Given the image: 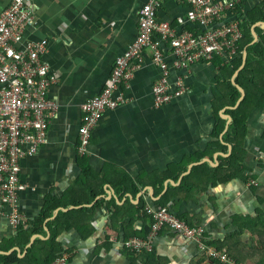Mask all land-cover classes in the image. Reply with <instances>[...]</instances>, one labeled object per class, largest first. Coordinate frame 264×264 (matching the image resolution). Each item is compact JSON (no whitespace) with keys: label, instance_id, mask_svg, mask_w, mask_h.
<instances>
[{"label":"crops","instance_id":"obj_1","mask_svg":"<svg viewBox=\"0 0 264 264\" xmlns=\"http://www.w3.org/2000/svg\"><path fill=\"white\" fill-rule=\"evenodd\" d=\"M147 1L32 0L34 20L25 39L47 40L41 60L58 82L47 92L53 116L45 141L36 155L21 162L27 188L19 204L27 223L20 225L31 228L47 214L30 244L56 233L58 257L65 256L67 264H193L205 259L196 243L167 229L154 239L152 254L136 256L123 247L126 239L146 237L151 223L144 213L147 205L165 207L202 227L207 243L226 250L239 264H264V107L245 111L239 131H230L228 112L246 96L235 82L247 62L244 51L235 72L234 61L221 64L219 57L173 70V98L155 108L152 90L160 71L147 49L141 69L121 90L127 101L104 112L89 154H78L81 107L103 91L116 58L137 38L139 11ZM258 1L243 0L245 11ZM10 3L0 0V12ZM188 9L186 0H166L158 18L177 26ZM180 80L184 89L176 95ZM227 80L244 90L234 106L222 97ZM8 213L0 201V244L16 234ZM55 217L56 225L50 223ZM30 244L23 255L13 250L24 258Z\"/></svg>","mask_w":264,"mask_h":264},{"label":"built area","instance_id":"obj_2","mask_svg":"<svg viewBox=\"0 0 264 264\" xmlns=\"http://www.w3.org/2000/svg\"><path fill=\"white\" fill-rule=\"evenodd\" d=\"M165 1L148 0L143 5L139 11L137 38L123 55L116 58L103 91L82 105L79 155L89 154L92 133L104 112L127 101L121 90L129 86L136 71L141 69L147 49L152 63L160 71L152 90L155 108L170 103L173 98L169 91L173 70L188 69L193 64L209 62L216 57L230 63L238 56L243 34L234 10L240 0H186L189 9L177 18V26L158 18ZM33 20L32 0H11L10 5L0 12V201L8 208L15 230L20 224L27 223L19 204V195L27 188L20 177L21 162L36 155L45 141L53 116L47 92L58 82L48 63L41 60L47 52V40L25 39ZM166 47L170 53L165 51ZM178 86L180 90L176 95L183 91V81L180 80ZM144 213L151 219L148 233L144 238L124 240L123 247L128 252L136 256L152 254L154 239L167 229L196 243L205 259L221 264H239L226 250L210 246L202 227L191 226L172 210L147 205ZM51 264H67V259L61 256Z\"/></svg>","mask_w":264,"mask_h":264},{"label":"trees","instance_id":"obj_3","mask_svg":"<svg viewBox=\"0 0 264 264\" xmlns=\"http://www.w3.org/2000/svg\"><path fill=\"white\" fill-rule=\"evenodd\" d=\"M242 2L243 0H240L234 10L235 19L240 21V29L243 34V38L239 42V54L233 62L234 72L242 65V52L245 47L254 39L253 26L256 23L264 22V0H259L254 7L247 11H245ZM255 30L258 34V41L248 47L247 62L235 78V82L246 90V96L237 109L228 111L233 117L230 131L236 129L239 131L244 126L245 111L252 113L254 110L264 107V25L256 27ZM219 60L221 64L224 63L222 59L219 58ZM240 96L241 93L237 86L232 81L227 80L226 87L222 90V97L226 100V103L234 106ZM46 216L47 214L42 213L38 219L32 222L31 228L20 225L11 240L0 244V253H9L11 250L18 248L22 252L21 255H23L31 242L32 236L39 234L42 219ZM57 222L58 218L55 217L50 223L56 225ZM55 236L56 233L46 241L36 239L34 244L27 250L24 258H20L17 252L10 255H0V264H51L61 254L59 244L54 241ZM53 243L54 248H52ZM205 261V259H201L193 264H205ZM214 264L221 263L214 262Z\"/></svg>","mask_w":264,"mask_h":264},{"label":"water","instance_id":"obj_4","mask_svg":"<svg viewBox=\"0 0 264 264\" xmlns=\"http://www.w3.org/2000/svg\"><path fill=\"white\" fill-rule=\"evenodd\" d=\"M263 25H264V22H259V23H256V24L253 26L252 34H253L254 39H253V41H252L249 45H247V46L245 47V49H244V52H243V60H244V63H245V60H246V57H247L248 47L251 46V45H253V44H255V43L258 41V34H257L255 28L258 27V26H263ZM239 89H240V91L242 92V95H244V90H243L241 87H239ZM31 243H33V239H32V241H31ZM30 246H31V244H30ZM15 251H18V250H17V249H16V250H12V251H10L9 253H4V252H2V253H0V255H10V254H12V253L15 252Z\"/></svg>","mask_w":264,"mask_h":264}]
</instances>
